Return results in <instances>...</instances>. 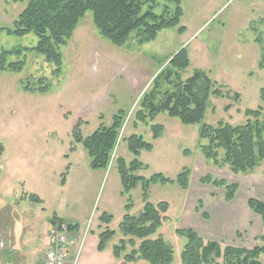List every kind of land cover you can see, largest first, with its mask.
Listing matches in <instances>:
<instances>
[{
	"label": "rangeland",
	"instance_id": "1",
	"mask_svg": "<svg viewBox=\"0 0 264 264\" xmlns=\"http://www.w3.org/2000/svg\"><path fill=\"white\" fill-rule=\"evenodd\" d=\"M26 6V2L0 0V28H11ZM182 8L179 28L186 29L183 33L164 30L156 40L145 42L143 34L135 32L120 48L99 35L92 14L87 13L61 50L63 67L58 77L54 75L56 67L33 53H25L22 73L0 71V145L4 147L0 204H10L5 214L24 211L29 226L44 231L55 215L79 212V205L74 207L73 202L92 194L87 222L81 226L85 232L90 223L89 231H94L95 238L89 237L85 247L77 248L72 264L95 262L98 253L88 257V247L96 240L98 249L99 235L107 228L117 236L102 251L97 264H119L113 247L122 239L119 225L126 206L131 200L130 214L138 216L145 204L141 183L130 194L123 193L117 164L119 158L127 165L135 159L126 142L133 135H141L154 145L153 151H142L138 157L145 168L136 176L150 179L162 174L176 180L184 169L190 171L187 190L176 183L149 188V202L170 206V219L155 238L161 235L173 247V264H183L181 254L187 243L176 234L178 229H192L205 241H216L223 247H264L263 220L248 205L252 198L264 201V162L251 173H233L227 165L217 167L204 158L200 147L206 142L199 139L200 125L186 126L167 114L147 125L137 119L148 96L153 94V101L159 102L165 91L174 88L164 77H157L172 57L187 48L191 64L182 74L183 80L200 70L222 86L223 92L241 96L239 101L211 96L204 123L244 124L246 110L264 105L260 98L264 70L259 69L260 46L256 43L257 38L264 43V0H182ZM37 42L33 35L17 38L0 33V52L32 48ZM23 78H44L51 89L45 95L24 92ZM229 105L232 108L227 111ZM118 113L125 116V122L113 160L108 170H93L86 150L75 140V128L88 137L101 125L110 126ZM152 125L165 128L159 140H153ZM207 176L225 186L202 183ZM231 185H237V191L228 200ZM31 195L38 196L42 204L28 200L17 209L16 200ZM104 213L113 221L99 227ZM261 261L264 263V254Z\"/></svg>",
	"mask_w": 264,
	"mask_h": 264
},
{
	"label": "trees",
	"instance_id": "2",
	"mask_svg": "<svg viewBox=\"0 0 264 264\" xmlns=\"http://www.w3.org/2000/svg\"><path fill=\"white\" fill-rule=\"evenodd\" d=\"M13 3H27L26 8L15 20L11 28H0V33L24 38L33 35L37 44L32 48H15L11 51L0 52V71L22 73L26 67L25 53H33L44 58V61L56 67L54 75L58 77L63 67L61 50L72 40L76 30L87 13L92 14V21L99 35L115 47H123L135 32L143 34V41L156 40L164 30L186 31L180 27L184 11L182 0H12ZM260 46L259 69L264 70V43L261 38L256 39ZM12 57L17 60L10 61ZM187 48L172 57L168 67L160 72L157 78L164 80L174 88L165 91L163 99L153 101V94L141 104L137 119L142 123L153 122L160 114H167L171 118L179 119L183 125H200L199 139L206 142L201 145V153L205 159L217 167L227 165L233 173L248 174L255 171L264 162V105L256 110L245 111L247 121L241 125L218 122L215 126L204 123L210 98H232L239 101L238 93L223 92L222 86L212 81L205 72L196 70L193 75L183 80L184 74L190 67ZM174 71V73H173ZM174 76V80H171ZM24 92L40 95L47 94L51 85L44 79L35 81L31 78L20 81ZM153 93V92H152ZM260 98L264 104V88L260 91ZM231 105L226 107L229 111ZM125 116L122 113L114 115L110 126L101 125L97 131L88 137L82 136L78 126L74 136L77 143L82 144L89 158V167L93 170H108L113 155L118 146L121 131L124 127ZM165 128L152 125L153 140H159ZM128 152L135 158L129 165L123 158L117 160L123 185V193L130 192L142 184L144 208L140 215L130 214L133 204L129 200L126 214L119 225L122 239L113 247V255L119 264H173L174 249L159 234L160 229L167 222L170 206L166 202L153 204L149 202V188L153 184H177L181 189L189 188L190 171L184 169L176 180L169 179L162 174H156L145 179L135 174L145 168L138 157L142 151L151 152L154 145L144 141L141 135H133L126 139ZM4 153L0 145V159ZM1 174V167H0ZM65 180V179H64ZM63 180V181H64ZM204 184L225 186L223 181H213L210 176L201 179ZM227 199H233L237 185L228 186ZM30 202L42 204V200L31 195ZM248 205L264 223V201L250 199ZM103 225H110L112 216L104 213L99 218ZM67 223L72 230L77 225L54 218L52 226ZM176 234L187 240L181 254L183 264H264L261 256L264 247L253 248L225 246L219 242L205 241L192 229H178ZM117 232L109 230L99 235L100 251L116 238Z\"/></svg>",
	"mask_w": 264,
	"mask_h": 264
},
{
	"label": "crops",
	"instance_id": "3",
	"mask_svg": "<svg viewBox=\"0 0 264 264\" xmlns=\"http://www.w3.org/2000/svg\"><path fill=\"white\" fill-rule=\"evenodd\" d=\"M27 197L28 196H23L20 200H16L17 209L28 201ZM91 197L92 194H88L87 199L76 200V204L73 202L74 207L75 205H79V212L71 211L70 213H64L60 216L57 214L58 216L55 215L53 217V219L57 218L77 225V228L71 231L72 244L68 251L70 263L74 260L73 258L77 248L79 247L81 249L85 247L87 243L86 240H88L89 237L90 239L95 238L94 231L91 233V230L89 231L90 223L85 232L82 230L81 226V222H87L89 215L88 211L93 202ZM7 206L10 207V204H5V207L0 204V244L6 242L5 248H1L0 246V264H45L46 254L49 250L48 236L53 219L48 224L47 229L44 231L38 230L32 225L29 226V216L25 214L24 211L22 212V210L14 215L5 214ZM101 226L104 225L101 224L99 227ZM96 244L97 241L95 240V242H91V245L88 247V257L92 252L98 253L93 264H97L104 253L99 249L95 250Z\"/></svg>",
	"mask_w": 264,
	"mask_h": 264
},
{
	"label": "built area",
	"instance_id": "4",
	"mask_svg": "<svg viewBox=\"0 0 264 264\" xmlns=\"http://www.w3.org/2000/svg\"><path fill=\"white\" fill-rule=\"evenodd\" d=\"M49 250L46 254L45 264H72L69 262L68 251L72 244L71 229L67 223H59L49 231ZM6 247V242L0 244Z\"/></svg>",
	"mask_w": 264,
	"mask_h": 264
}]
</instances>
